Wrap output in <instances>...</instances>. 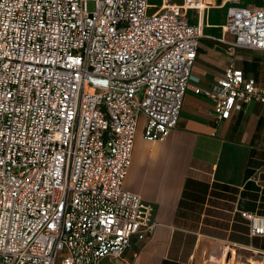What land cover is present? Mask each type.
<instances>
[{
  "label": "built area",
  "instance_id": "obj_1",
  "mask_svg": "<svg viewBox=\"0 0 264 264\" xmlns=\"http://www.w3.org/2000/svg\"><path fill=\"white\" fill-rule=\"evenodd\" d=\"M87 1L0 0V264H120L152 234L155 207L124 187L140 116L151 142L177 127L200 38L230 57L193 88L216 117L264 103L235 64L238 48L264 51L263 7L226 0L216 36L210 0ZM241 214L264 236V216Z\"/></svg>",
  "mask_w": 264,
  "mask_h": 264
},
{
  "label": "crops",
  "instance_id": "obj_2",
  "mask_svg": "<svg viewBox=\"0 0 264 264\" xmlns=\"http://www.w3.org/2000/svg\"><path fill=\"white\" fill-rule=\"evenodd\" d=\"M210 1L206 31L219 36L233 3ZM238 5L264 8V0ZM204 38L209 45L199 46L177 127L151 142L140 116L124 187L153 204L157 226L148 238L133 239L120 264H222L225 258V264H264V236H251L241 214L264 216V103H245L227 120L216 117L212 101L193 88L214 84L230 57L224 43ZM235 58L264 86V51L238 48Z\"/></svg>",
  "mask_w": 264,
  "mask_h": 264
},
{
  "label": "rangeland",
  "instance_id": "obj_3",
  "mask_svg": "<svg viewBox=\"0 0 264 264\" xmlns=\"http://www.w3.org/2000/svg\"><path fill=\"white\" fill-rule=\"evenodd\" d=\"M94 8H95V1L94 0H88L87 1V10L93 11ZM199 43L203 47H208V45H209L208 40L206 38H200ZM193 73H194V71H193ZM194 81H195L194 79H191L190 83L194 82ZM226 260L227 259L225 258V260L222 264H225ZM111 262H112V260H110V257H106L101 264H111ZM215 262H216V264H218V261L215 260ZM242 264H245V260L242 262Z\"/></svg>",
  "mask_w": 264,
  "mask_h": 264
}]
</instances>
